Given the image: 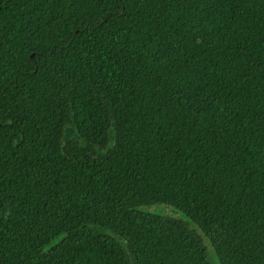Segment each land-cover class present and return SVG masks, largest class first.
I'll return each instance as SVG.
<instances>
[{"label": "trees", "instance_id": "16d2710c", "mask_svg": "<svg viewBox=\"0 0 264 264\" xmlns=\"http://www.w3.org/2000/svg\"><path fill=\"white\" fill-rule=\"evenodd\" d=\"M203 235L264 264V0H0V264H212Z\"/></svg>", "mask_w": 264, "mask_h": 264}, {"label": "rangeland", "instance_id": "374dc122", "mask_svg": "<svg viewBox=\"0 0 264 264\" xmlns=\"http://www.w3.org/2000/svg\"><path fill=\"white\" fill-rule=\"evenodd\" d=\"M142 212H150V213H157L160 215H173L175 217H179L182 218L184 220H188L191 227L196 228V226L190 222V220L188 219V217L180 210L172 207V206H167L165 204H161V203H155V204H151V205H146L139 208ZM197 229V228H196ZM198 230V229H197ZM202 234V233H201ZM203 239H204V243L206 244V249L208 252V255L210 257L211 263L212 264H219L217 261V258L215 256V254L213 253V250L211 249V247L209 246V240L203 235Z\"/></svg>", "mask_w": 264, "mask_h": 264}]
</instances>
